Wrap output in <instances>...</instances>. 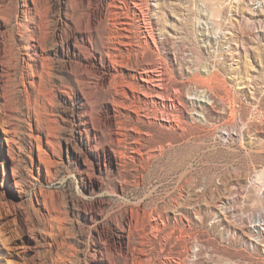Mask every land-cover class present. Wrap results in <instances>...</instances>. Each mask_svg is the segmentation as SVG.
<instances>
[{
  "label": "rangeland",
  "instance_id": "obj_1",
  "mask_svg": "<svg viewBox=\"0 0 264 264\" xmlns=\"http://www.w3.org/2000/svg\"><path fill=\"white\" fill-rule=\"evenodd\" d=\"M96 1L104 9L114 2L133 18L139 50L128 67L115 63L108 85L153 61L166 69V96L184 118L178 129L140 125L155 142L125 131L122 151L136 138L162 151L144 168L118 170L106 157L115 147L109 130L90 124L115 92L93 99L97 78L78 83L77 53L86 43L68 40L88 0H0V264H126L120 240H127L131 212L143 208L172 221L152 247L158 261L264 264V227H255L264 217V125L252 119L253 108L264 107L258 16L245 3L234 12L228 0ZM130 6L144 15L140 22ZM140 23L156 41L152 50ZM98 41L90 53L105 69L103 46L123 48L119 40ZM88 54L80 56L92 63ZM122 113L117 121L126 120ZM174 218L183 219L174 226ZM169 230L175 238L165 242ZM132 235V247L140 246Z\"/></svg>",
  "mask_w": 264,
  "mask_h": 264
},
{
  "label": "bare ground",
  "instance_id": "obj_2",
  "mask_svg": "<svg viewBox=\"0 0 264 264\" xmlns=\"http://www.w3.org/2000/svg\"><path fill=\"white\" fill-rule=\"evenodd\" d=\"M77 1L82 2L84 0ZM126 1L128 3L131 2L129 0ZM88 4L89 10L87 12L85 11V14H81L82 20L80 19L81 21L79 23H76L75 27H71L73 31L70 37L68 38V40L73 41L75 45H77L80 40L86 43V46H83L85 47L83 48L84 50L81 49L80 53H77L79 55L77 57L79 60L77 61L76 66H80V69L77 73V80L78 83L85 84V82H89L92 77L97 78V82L95 83L94 89L92 88L94 92L93 90H91L92 94L90 93L91 96H93V99H97L99 91L109 92L108 90H113L112 92H115L112 93L114 96L112 97L111 101H109L110 103L105 107V114L104 112H101V114L98 116L99 118L97 121H94V119L91 117L90 124L95 128V130L97 129L102 133L106 129L109 130V134L111 137L110 141L115 147L111 151H108L106 157H109V159L111 160V164H115L118 170L128 166L129 164H132L133 166H139L138 163H140V167L144 168L150 160L157 156L158 152L162 151V146H157L158 148H154L152 150H146L144 149L145 144L142 143L141 139L136 138L133 142L130 143L128 151H122V149L120 148L122 146L121 144H123L122 142L124 141V139H122L121 136L125 134V131H130L133 132L137 137L144 136L148 141L155 142L156 136L152 135L151 131L145 132L140 125L149 127L157 126L161 130L178 129L179 120L181 118H184L183 116L185 115V110L184 108H180V110L177 111L179 112V114L177 116H175L176 114L174 115V113H176L173 111L175 107L170 102L172 98L169 99L166 96V82L168 80V73L166 69L163 68L164 66L157 67V64L153 61H149L147 64H143L142 70H137L132 73L130 72L129 74H125V76L121 75V77H119V79L116 81L115 86H112L111 84L108 85L107 79L109 76L113 75V70H117L115 67L117 65H120L121 67H128L129 64L132 63L133 53L136 52L137 55V53L139 52L136 46H134L135 44L131 42V35L133 34L131 33V30L134 21L129 14H126L121 9H119V6L114 2H110L111 9L102 8L96 0H88ZM241 4L242 2L239 5L234 6L240 12L243 11L242 7H240ZM129 8L132 15H136V17L138 18L137 21L140 22V15L142 14V12L138 13L139 10L137 11L132 6H130ZM109 15H111V17L113 18H111L112 22H108V20H110ZM83 18L86 19V23L84 25L82 22ZM250 20L252 21L251 18ZM104 21L105 23H107L106 28L104 27L106 30L103 37V35L99 36L98 34H101V32H98ZM108 25H111L113 27L110 28L108 27ZM139 31L140 35L143 38L144 44L147 45V48L152 50V43L155 44L156 41L151 37V32H149V29H146V27L144 28V26H142L140 23ZM96 34L99 36V41H102V39H107V44L110 43L109 41L111 40H119L120 46L121 48H123V51L118 47V49H114L118 52H116V56L118 55L119 57L117 59H113L114 57H112V55L115 51H113V49L107 47L106 45L103 46V53L101 59L104 60L107 64V67L105 69H102V67L98 65V56L96 54L90 53L94 49V44L96 43V40L98 41V39L95 40ZM67 37L68 36H66L65 39ZM150 40L152 41L150 42ZM85 52L89 53L88 55L92 56V63L87 57L86 62L82 60V56L80 55H85ZM145 52L146 51L143 52V56H145ZM50 62L51 60H45L44 69L48 70V72L51 71V66L48 64ZM110 63H112L113 67H110ZM115 63L117 64L116 66ZM120 73H118V75ZM117 78L118 77H116V79ZM88 84H90V82ZM116 96L121 98L119 99ZM86 100L88 101L91 99L86 98ZM200 101L203 102V100ZM110 104L115 110L114 115H112V108L110 107ZM121 110H123L122 115L126 118V120L117 121L118 115L116 114V112ZM39 153V158L41 159V162H43L44 160L46 161V159H44L43 152ZM141 203L142 202L138 204L140 205V207ZM152 213H149V210L144 208L137 211L133 210L131 212V216L128 218L127 240L126 237L120 240V252L125 258L127 262L126 264L166 263L159 259L160 257L158 258L159 261L156 260L157 257H154L155 255H153L152 247L155 244L154 242L158 238V236L161 233L165 232V228L168 226V224L170 225L172 221L161 211H158V214H156L157 216H154ZM1 215L2 212L0 213V216ZM182 219L183 218H174V226L178 225L179 220ZM256 222L257 224L255 227L256 232H258L264 227V217L263 219H260ZM133 233H137L139 235L141 247L138 245L132 247L130 238ZM180 233V236L176 237V241L179 240V238L183 237L182 230ZM175 234L176 230H173L172 232L170 231V233L166 234V237L164 236L166 239L165 242H168L172 238H175ZM99 237L102 240L106 239L105 236L102 235H100ZM108 239L110 238H107V242L110 243V240ZM109 249H112V243H110ZM164 249L165 246H163L159 253L161 254ZM182 262L184 261L179 258L176 260H171L169 264H182Z\"/></svg>",
  "mask_w": 264,
  "mask_h": 264
},
{
  "label": "built area",
  "instance_id": "obj_3",
  "mask_svg": "<svg viewBox=\"0 0 264 264\" xmlns=\"http://www.w3.org/2000/svg\"><path fill=\"white\" fill-rule=\"evenodd\" d=\"M229 2H234V6L242 3H247L251 9V11L258 16L260 20V27L264 29V0H228ZM234 12H238V9L234 7ZM264 98V93H263ZM252 119L260 124L264 125V107L261 108L259 105L255 106L252 110Z\"/></svg>",
  "mask_w": 264,
  "mask_h": 264
}]
</instances>
